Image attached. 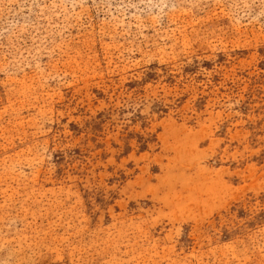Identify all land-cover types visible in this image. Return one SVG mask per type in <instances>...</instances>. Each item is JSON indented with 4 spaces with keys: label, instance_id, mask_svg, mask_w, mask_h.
Masks as SVG:
<instances>
[{
    "label": "rangeland",
    "instance_id": "obj_1",
    "mask_svg": "<svg viewBox=\"0 0 264 264\" xmlns=\"http://www.w3.org/2000/svg\"><path fill=\"white\" fill-rule=\"evenodd\" d=\"M0 264H264V0H0Z\"/></svg>",
    "mask_w": 264,
    "mask_h": 264
}]
</instances>
